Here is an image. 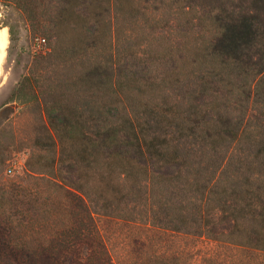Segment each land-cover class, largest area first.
<instances>
[{
  "label": "trees",
  "instance_id": "trees-1",
  "mask_svg": "<svg viewBox=\"0 0 264 264\" xmlns=\"http://www.w3.org/2000/svg\"><path fill=\"white\" fill-rule=\"evenodd\" d=\"M0 4L48 39L5 102L39 118L0 264H264V0Z\"/></svg>",
  "mask_w": 264,
  "mask_h": 264
},
{
  "label": "rangeland",
  "instance_id": "rangeland-1",
  "mask_svg": "<svg viewBox=\"0 0 264 264\" xmlns=\"http://www.w3.org/2000/svg\"><path fill=\"white\" fill-rule=\"evenodd\" d=\"M1 27L6 28L8 36L0 65V187L4 180L22 176L27 158L36 153L32 147L33 125L39 118L38 109L18 101L5 102L17 83L29 71L33 58L47 50L48 43L47 37L35 32L13 6L0 4ZM9 27L13 30V39L9 35ZM8 169L12 170L11 173H8ZM101 226L104 230L107 228L108 234H111L119 243L123 233L126 232L124 228L114 225H109V229L107 223H102ZM191 246L194 248L192 253L181 260V264H207L208 259L210 261L216 259L228 264L230 260L235 259L230 249L216 248L214 244L197 242ZM238 255L243 261L252 262L248 253Z\"/></svg>",
  "mask_w": 264,
  "mask_h": 264
},
{
  "label": "bare ground",
  "instance_id": "bare-ground-1",
  "mask_svg": "<svg viewBox=\"0 0 264 264\" xmlns=\"http://www.w3.org/2000/svg\"><path fill=\"white\" fill-rule=\"evenodd\" d=\"M7 30L4 27L0 28V65L4 56V51L7 45Z\"/></svg>",
  "mask_w": 264,
  "mask_h": 264
},
{
  "label": "built area",
  "instance_id": "built-area-1",
  "mask_svg": "<svg viewBox=\"0 0 264 264\" xmlns=\"http://www.w3.org/2000/svg\"><path fill=\"white\" fill-rule=\"evenodd\" d=\"M42 41H44V39H42ZM7 171H8V173H11L12 170L11 169H8Z\"/></svg>",
  "mask_w": 264,
  "mask_h": 264
}]
</instances>
